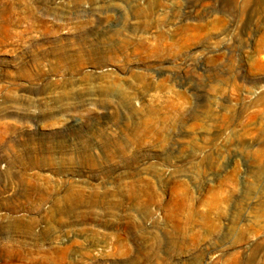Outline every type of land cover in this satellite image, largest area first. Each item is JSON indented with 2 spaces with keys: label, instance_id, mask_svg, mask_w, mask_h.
Wrapping results in <instances>:
<instances>
[{
  "label": "rangeland",
  "instance_id": "374dc122",
  "mask_svg": "<svg viewBox=\"0 0 264 264\" xmlns=\"http://www.w3.org/2000/svg\"><path fill=\"white\" fill-rule=\"evenodd\" d=\"M0 264H264V0H0Z\"/></svg>",
  "mask_w": 264,
  "mask_h": 264
}]
</instances>
